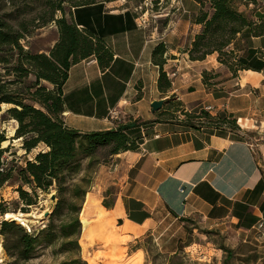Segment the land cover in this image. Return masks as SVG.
I'll list each match as a JSON object with an SVG mask.
<instances>
[{
	"label": "crops",
	"instance_id": "obj_1",
	"mask_svg": "<svg viewBox=\"0 0 264 264\" xmlns=\"http://www.w3.org/2000/svg\"><path fill=\"white\" fill-rule=\"evenodd\" d=\"M261 1L250 2L257 7L253 25L264 21ZM115 2L73 8L77 27L101 39L113 59L104 70L94 57L71 64L61 88L62 118L70 128L115 129L119 114L149 121L141 129L137 149L117 154L123 164L119 193L111 206L98 200L97 208L102 205L106 218H113L117 227H131V236L139 240L164 229L163 216L182 224L197 220L208 227H234L238 232L263 227L264 142L255 149L236 126H187L183 115H177L180 111L157 119L150 103L171 98L183 111L210 107L206 111L212 116L231 114L239 121L256 109L264 135V34L254 35L247 26L241 30L235 56L244 68L232 76L215 52L203 60L189 59L187 50L202 28L195 17L208 9L207 0H168L161 12L167 28L157 36L133 10ZM161 42L166 48L163 71L173 73L165 93L158 89L160 69L152 60V51ZM211 70L219 75L214 84H204L202 72ZM87 250L93 255L106 248L96 242Z\"/></svg>",
	"mask_w": 264,
	"mask_h": 264
},
{
	"label": "rangeland",
	"instance_id": "obj_2",
	"mask_svg": "<svg viewBox=\"0 0 264 264\" xmlns=\"http://www.w3.org/2000/svg\"><path fill=\"white\" fill-rule=\"evenodd\" d=\"M50 1L54 3L56 0H0L1 19L8 21L14 27L18 22H24L23 29L26 33L24 38L20 40L24 51L48 54L56 42L58 38L57 26L49 19ZM112 1H116L117 7L133 10L135 15L147 24L148 29L155 32V36L167 28L166 21L161 18V12L168 0ZM251 1L255 2V0H229V3L234 11L243 14L251 22L257 8L256 3L250 4ZM257 1L262 4L261 0ZM62 6L66 15L69 16L74 8L73 5L64 4ZM207 11H212L209 3ZM54 14V17L60 16V12ZM231 25H236V22H232ZM155 28L158 32L155 31ZM240 45V38L237 35L227 49L235 48L237 50ZM2 49L3 47L0 46V55H3ZM225 60L226 64L223 65L228 67V62L232 60L227 57ZM232 66V69H237L234 65ZM231 74L236 76L235 71ZM218 75V72L211 70L206 71L205 77L209 79L210 83H214V79ZM13 79H15L13 73L7 75L3 64L0 63V81L6 84L4 91L9 95L15 94V91H24L25 86L34 80V76L29 75L27 79L21 82L18 80L10 83L9 81ZM39 86L47 89L53 88L52 84L46 80H40ZM27 102L44 110L35 101L29 99ZM5 104L0 105V133L7 140L3 145L9 147L2 155V162L3 168L10 174L8 180L0 186V207H3L6 212L36 211L35 213L39 214L46 208H48L46 211H52L57 202L55 185H52L47 191L37 189L34 193L31 186L21 180L20 171L26 160L34 161V156L38 152L46 151L47 146L40 142L35 148L27 152L22 147V137L15 138L14 129L18 127V122L5 113L13 105ZM163 108L168 109L169 112L162 111ZM178 109H180L178 101L169 98L164 99L161 109L155 113H157V119L172 118L174 114L170 111ZM255 110H251L248 119L240 121L238 118H231V114H223L221 117L199 116L202 115L199 106L192 109L191 112L187 111L186 114L178 112L177 115H183L181 119L185 121V124L192 126L229 127L234 124V126L242 129L245 138L254 144L256 149L258 143L264 142V135L259 129V118H257L258 115L257 112H254ZM113 122L116 128L126 124L135 125L132 130H127V132L130 135L129 142L136 150L137 143H140V138L143 137L141 129L145 128L149 121L141 118L133 119L119 114L118 119ZM117 154H111L108 146L98 147L90 156H86L80 150L75 157L77 161H80V169L67 180L68 183L81 185L86 192L79 213V219L86 222L85 224L82 223L79 237L81 260L85 261L86 264H264V226L251 231L238 232L234 227H208L197 220L182 224L180 219L175 220L169 216H163L164 229L157 231L154 235L146 234L140 240L131 236L130 233H134L131 227L127 225L123 228L117 227L113 218H106L105 209L102 205L97 208L99 201L112 204L119 193L123 179V164L120 159L116 158ZM19 187L31 196L33 204H25V201L20 197ZM52 193L55 195L53 205L50 204ZM92 207L96 214L94 217H92ZM48 217L42 215L33 220L29 223V229L17 221L15 222L22 226L27 233H36L46 226ZM2 220H4L3 214L0 213V223ZM133 235L136 236V234ZM3 241L4 236L0 233L2 248L0 264H82V262L77 261L68 262L73 256L60 247V240L53 244L42 242L36 253L27 260H15L10 257L3 248ZM96 242H99L106 250L96 251L90 255L87 248ZM101 259L104 261H100Z\"/></svg>",
	"mask_w": 264,
	"mask_h": 264
},
{
	"label": "trees",
	"instance_id": "obj_3",
	"mask_svg": "<svg viewBox=\"0 0 264 264\" xmlns=\"http://www.w3.org/2000/svg\"><path fill=\"white\" fill-rule=\"evenodd\" d=\"M103 1L112 0H56L54 3L50 1L49 19L57 26L58 38L48 54L24 51L20 43L26 33L23 29L24 22L20 21L14 27L0 18V46L3 47L0 63L3 64L7 75L13 73L15 76V79L9 82L14 83L18 80L21 82L29 75L34 76V80L25 86L24 91H15L13 95L4 91L6 84L0 81V105L5 103L13 105L5 113L18 122V127L14 129L15 138L22 137V147L27 152L40 142L47 146L46 151L38 152L34 156V161H25V165L20 168L21 180L29 184L34 193L37 189L47 191L52 185H55L57 191V202L48 215V223L36 233H27L14 220L1 221L3 248L15 260L30 259L42 242L53 244L60 240V247L73 256L68 262L77 261L86 264L81 260L79 245L81 226L82 223H86L79 219V213L86 192L81 185L67 181L80 169V161L75 157L80 150L86 156H90L98 147L103 146H108L111 154L135 150L129 142L130 135L127 132L135 127L134 124L121 125L109 130L81 132L65 125L62 118L61 88L67 79L71 64L94 57L100 68L104 70L109 67L113 59V54L105 43L90 31L79 29L71 14L66 15L62 5L70 4L75 7ZM207 2L212 11L200 10L195 17V22L201 24L202 28L194 36L187 50L189 59L203 60L207 55L215 52L218 62L222 64H226L225 57L230 58L232 61L228 62L227 68L237 74L238 70L244 67L241 59L235 56V48L228 50V46L246 26L253 29L254 35H263L264 21L253 25V22H249L243 14L231 8L229 0H207ZM56 12H60L59 17H54ZM232 22H236V25H231ZM165 52L166 48L162 42L152 51V60L160 69L157 86L162 93L167 92L171 86L170 79L163 71ZM232 65L237 69H232ZM205 74L206 71H203V83L214 84L206 79ZM40 80L48 81L53 88L39 86ZM29 99L39 103L44 110L27 102ZM180 105L178 101V107ZM176 111L187 113L181 107ZM200 113L202 115L199 116L210 117L204 109H201ZM186 125L195 127L191 124ZM231 126L234 124L229 127ZM5 142L7 140L0 133V186L8 180L10 174L3 168L2 162V155L9 147L3 145ZM18 191L25 204L34 203L31 196L21 187ZM102 204L105 207L111 206L106 201ZM5 212L6 210L0 207V213L4 215Z\"/></svg>",
	"mask_w": 264,
	"mask_h": 264
},
{
	"label": "bare ground",
	"instance_id": "obj_4",
	"mask_svg": "<svg viewBox=\"0 0 264 264\" xmlns=\"http://www.w3.org/2000/svg\"><path fill=\"white\" fill-rule=\"evenodd\" d=\"M48 210L46 208L44 211ZM40 212L39 214H36L34 211H27V212H22V211H17V212H12L8 211L5 212L3 215V218L6 220H14L20 223L21 225L25 226L26 228L29 229V223H31L33 220H36L37 218L41 217L43 215V212ZM51 211V210H50ZM2 253V248L0 244V254ZM1 262V259H0Z\"/></svg>",
	"mask_w": 264,
	"mask_h": 264
},
{
	"label": "water",
	"instance_id": "obj_5",
	"mask_svg": "<svg viewBox=\"0 0 264 264\" xmlns=\"http://www.w3.org/2000/svg\"><path fill=\"white\" fill-rule=\"evenodd\" d=\"M164 103V99H160V100H153L151 103H150V107H151V111L152 112H155V111H158L161 109L162 105ZM50 200H51V205L54 204L55 202V195L54 193H52L50 195ZM51 213V211H45L43 212V216L44 217H48V215Z\"/></svg>",
	"mask_w": 264,
	"mask_h": 264
},
{
	"label": "built area",
	"instance_id": "obj_6",
	"mask_svg": "<svg viewBox=\"0 0 264 264\" xmlns=\"http://www.w3.org/2000/svg\"><path fill=\"white\" fill-rule=\"evenodd\" d=\"M166 74H167L168 77H170V75H169L168 73H166ZM172 75H173V73H172ZM172 75H171V76H172ZM209 109H210V107H207V108H206V110H209Z\"/></svg>",
	"mask_w": 264,
	"mask_h": 264
}]
</instances>
